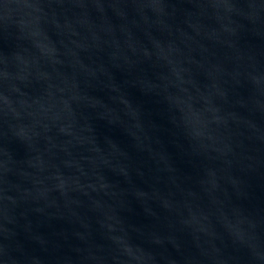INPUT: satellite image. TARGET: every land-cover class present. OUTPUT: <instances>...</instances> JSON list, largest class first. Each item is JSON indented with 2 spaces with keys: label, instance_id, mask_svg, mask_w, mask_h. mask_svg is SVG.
Returning a JSON list of instances; mask_svg holds the SVG:
<instances>
[{
  "label": "water",
  "instance_id": "1",
  "mask_svg": "<svg viewBox=\"0 0 264 264\" xmlns=\"http://www.w3.org/2000/svg\"><path fill=\"white\" fill-rule=\"evenodd\" d=\"M0 264H264V0H0Z\"/></svg>",
  "mask_w": 264,
  "mask_h": 264
}]
</instances>
